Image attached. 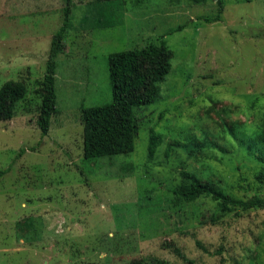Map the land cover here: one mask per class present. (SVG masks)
Instances as JSON below:
<instances>
[{
	"label": "rangeland",
	"instance_id": "1",
	"mask_svg": "<svg viewBox=\"0 0 264 264\" xmlns=\"http://www.w3.org/2000/svg\"><path fill=\"white\" fill-rule=\"evenodd\" d=\"M223 3L208 22L216 0H71L58 112L42 135L35 90L65 2L0 0V86L27 87L0 120V264H264V208L222 214L172 192L188 170L235 198L264 197L251 157L264 148L246 146L264 128V0ZM161 41L171 68L157 99L133 109V151L84 158L80 108L111 101L108 54ZM195 141L205 147L192 155Z\"/></svg>",
	"mask_w": 264,
	"mask_h": 264
},
{
	"label": "trees",
	"instance_id": "2",
	"mask_svg": "<svg viewBox=\"0 0 264 264\" xmlns=\"http://www.w3.org/2000/svg\"><path fill=\"white\" fill-rule=\"evenodd\" d=\"M96 2L113 0H95ZM199 3L205 0H193ZM64 19L62 25L53 34L46 59L43 77L35 90L40 98L36 124L42 135L49 131L52 115L58 112L55 93L56 58L63 48L65 33L70 25L71 0H64ZM217 12L204 16L208 22L218 21L224 9L223 0H216ZM180 29V26L177 28ZM172 51L166 43H150L140 48L119 50L108 54V77L111 84L112 99L109 103L80 108L82 123V154L86 159L102 156L127 154L134 149V139L138 131V119L133 113L136 106L154 102L159 95L158 83L171 68ZM27 87L22 81L7 80L0 86V120H10L18 101L26 95ZM159 135L149 137V156L155 151ZM254 144V145H253ZM257 144V147L255 146ZM195 151L203 152L205 141H195ZM248 148H264V128H259L253 135ZM258 161L259 169L254 173L257 182L264 184V156L251 155ZM7 168L0 169V176ZM180 181L172 192L179 202H193L207 197L215 201L222 214L236 208L248 210L264 208V197L252 196L249 199L235 198L224 192L210 181L203 180L194 171L180 170Z\"/></svg>",
	"mask_w": 264,
	"mask_h": 264
}]
</instances>
